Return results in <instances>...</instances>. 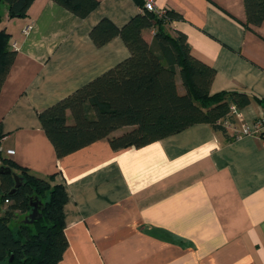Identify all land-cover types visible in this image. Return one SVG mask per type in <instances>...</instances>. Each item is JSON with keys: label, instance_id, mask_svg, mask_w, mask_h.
Returning a JSON list of instances; mask_svg holds the SVG:
<instances>
[{"label": "crops", "instance_id": "1", "mask_svg": "<svg viewBox=\"0 0 264 264\" xmlns=\"http://www.w3.org/2000/svg\"><path fill=\"white\" fill-rule=\"evenodd\" d=\"M97 1L83 18L54 0H33L25 16L10 18L0 3V29L16 51L0 89V145L13 149L3 155L32 174H53L68 194V245L57 264H264V144L258 136L235 138L194 123L141 146L112 148L104 137L56 155L39 112L129 56L119 36L97 46L89 32L102 18L123 26L140 4ZM154 4L180 15L164 31L184 33L190 54L214 69L210 93L264 98V20L248 24L243 0ZM155 32L141 34L158 50ZM239 111L229 121L252 124L264 107L251 99Z\"/></svg>", "mask_w": 264, "mask_h": 264}, {"label": "trees", "instance_id": "2", "mask_svg": "<svg viewBox=\"0 0 264 264\" xmlns=\"http://www.w3.org/2000/svg\"><path fill=\"white\" fill-rule=\"evenodd\" d=\"M1 1L10 18L25 16L33 2ZM54 1L80 18L98 4L97 0ZM136 1L141 5V0ZM243 2L246 22L260 24L264 20V0ZM179 16L167 9L161 18L140 11L121 27L102 18L91 28L89 36L94 44L101 46L119 36L129 56L39 112L41 126L58 157L104 137L112 148L141 146L194 123H207L225 132L222 123L228 118L230 104L240 109L254 99L264 107V98L245 91L210 93L214 69L190 54L184 33L175 30L171 35L164 31V25ZM152 27L156 29L158 50L141 34ZM9 41V32L0 29V89L16 55ZM177 76L183 93L177 89ZM123 126L131 128L110 136ZM3 136L0 124V141ZM3 154L0 150V165L10 167L20 185L10 194L13 175L0 174V264H57L68 245L63 212L68 194L62 184L52 182L53 174L36 176ZM33 205L37 216L26 222Z\"/></svg>", "mask_w": 264, "mask_h": 264}, {"label": "built area", "instance_id": "3", "mask_svg": "<svg viewBox=\"0 0 264 264\" xmlns=\"http://www.w3.org/2000/svg\"><path fill=\"white\" fill-rule=\"evenodd\" d=\"M140 11H149L156 14L157 17L161 18L165 15L166 9H156L154 0H141L140 5ZM30 27L27 26L24 31L29 29ZM240 111L239 108L236 107L235 104H230L229 106V112L228 116H235L239 117ZM222 125L225 128V131L231 132L230 135L238 138L244 135H250V136H258L262 140V143L264 144V112H261L252 122V124L247 123H240L239 125L236 124V122H231L229 119H225L222 123ZM0 150L3 151L7 155L14 154L13 149H5V151L2 149L0 145ZM8 200H5V203H7Z\"/></svg>", "mask_w": 264, "mask_h": 264}, {"label": "water", "instance_id": "4", "mask_svg": "<svg viewBox=\"0 0 264 264\" xmlns=\"http://www.w3.org/2000/svg\"><path fill=\"white\" fill-rule=\"evenodd\" d=\"M4 173H12L13 175L14 186L9 192L11 194L20 185V180H19V177L15 173L12 172L10 167L0 165V174H4ZM37 213H38L37 208L35 205H33L32 211L27 215V217L25 218V221L26 222L32 221V219L37 216Z\"/></svg>", "mask_w": 264, "mask_h": 264}, {"label": "rangeland", "instance_id": "5", "mask_svg": "<svg viewBox=\"0 0 264 264\" xmlns=\"http://www.w3.org/2000/svg\"><path fill=\"white\" fill-rule=\"evenodd\" d=\"M0 3H2V2H0ZM4 4V3H3ZM179 77V76H178ZM180 79V78H179ZM181 81V80H180ZM180 89L184 92V87H183V85H182V83H180ZM70 120V119H69ZM71 121V120H70ZM0 198H1V193H0ZM3 207H5L4 205H3ZM21 219V215L17 218V220H20Z\"/></svg>", "mask_w": 264, "mask_h": 264}]
</instances>
